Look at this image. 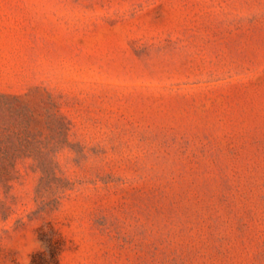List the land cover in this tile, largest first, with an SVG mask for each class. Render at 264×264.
Listing matches in <instances>:
<instances>
[{"label": "rangeland", "instance_id": "374dc122", "mask_svg": "<svg viewBox=\"0 0 264 264\" xmlns=\"http://www.w3.org/2000/svg\"><path fill=\"white\" fill-rule=\"evenodd\" d=\"M0 264H264V0H0Z\"/></svg>", "mask_w": 264, "mask_h": 264}]
</instances>
